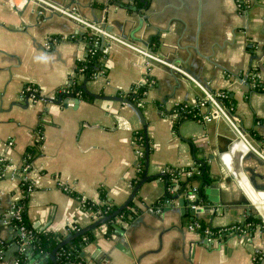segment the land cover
Returning <instances> with one entry per match:
<instances>
[{"label": "crops", "instance_id": "1", "mask_svg": "<svg viewBox=\"0 0 264 264\" xmlns=\"http://www.w3.org/2000/svg\"><path fill=\"white\" fill-rule=\"evenodd\" d=\"M54 1L75 6L107 31L210 81L213 89L230 92L239 128L261 152L239 145L234 157L224 161L223 151L239 135L223 117L184 119L174 127L177 119L170 113L176 103L194 104L202 91L182 72L156 60L146 66L138 51L111 41L108 75L87 80L90 91L126 96L147 75L153 79L141 105L153 176L136 194L142 198L139 204L162 197L167 166L192 165L195 156L209 158L214 181L207 200L195 210L189 203L181 205L179 195L159 211L145 207L130 222L119 217L112 227L97 226L96 239L84 248L86 258L100 264H264V222L253 203H264V90L256 88L257 80H264V0ZM23 4L0 0V157L5 154L20 166L27 148H36L28 221L39 230L67 233L71 225L95 221L84 199L99 202L105 196L121 205L129 197L137 174L133 138L144 125L127 103L69 91L78 59L87 50L82 26L32 0ZM28 85L43 98L31 99ZM0 188L1 210L22 195L11 171L0 173ZM252 213L261 222L219 244L187 226L192 214L221 227L245 223ZM15 237L12 226L0 225V242L6 243L2 257L17 256ZM26 264H34L33 259Z\"/></svg>", "mask_w": 264, "mask_h": 264}, {"label": "built area", "instance_id": "2", "mask_svg": "<svg viewBox=\"0 0 264 264\" xmlns=\"http://www.w3.org/2000/svg\"><path fill=\"white\" fill-rule=\"evenodd\" d=\"M14 5H22L23 3H26L27 0H12ZM35 2L37 5L41 6L42 9H50L55 12H59L61 14H64L74 20H76L81 26H82V34L84 31L90 29L96 37L93 39V42L95 45L100 47L101 51V65L98 68L97 71H95L92 75L91 79H98V78H106L108 75V69H107V64H106V58L107 54L110 52V42L111 41H117L121 44H124L136 51H138L144 59V63L146 66H150L152 61H159L162 62L169 67H172L176 69L179 72H182V74L191 82L193 83L196 87H198L202 91V95L199 96L198 101L195 102L194 104H189V103H176L174 109L170 114H172L173 118L176 120L179 118L184 111L188 112L190 109V106L194 107L195 109L197 108V116H195L193 119H198V120H210L212 118H226L232 126H234L238 130V135L239 137L244 140L245 143H242V145H249L250 148L254 149L256 152L260 153L259 150L251 141L249 138L243 133V131L239 128L233 112L232 108L228 107L226 103L224 102V97L227 95V90L222 89V88H217L213 89L211 87L210 81H202L187 71H185L182 67H180L178 64L169 61L167 59H164L163 57H160L156 55L154 52L151 50L141 47L135 44H132L125 39H122L121 37L107 31L104 27L100 25V23L96 21H92L89 19H86L85 17H82L78 11L76 10L75 6L72 7H66L63 6L54 0H32ZM19 2V3H18ZM24 5V4H23ZM22 5V6H23ZM83 41L86 44L87 48V43H91L92 40H87V38H83ZM89 51H94L92 48H87L86 53L78 59V64H77V75L76 77L78 79L84 78V67L85 66H80L79 63L84 59V57L87 55ZM77 79V80H78ZM153 82V79L150 76H146L144 79L136 82L135 84H145L150 86L151 83ZM71 88L69 89V91ZM148 90H145V97L148 94ZM26 92H28V96L37 101L39 98H43V96H40L37 92V87L33 85H28L26 87ZM145 97H143L140 102L139 106L143 105L145 103ZM71 104H74L73 101L70 102ZM187 113L183 115V117L186 116ZM196 115V114H195ZM134 142V147H135V152H136V158H137V171L140 170L141 168V160L146 158V152H145V146L143 143H140L139 141L136 140L135 136L133 138ZM13 141L9 140L7 141V145H12ZM0 163L2 164V169H0V173H4L6 171H11L12 175L18 178L19 184H20V191L22 192V195L20 198L14 199L9 207L5 210L0 209V225H9L12 226L16 230V237H15V243L18 246V252L17 256L13 257L12 259H8L7 257H2V252L4 251V247H0V264H22V260L25 259L28 261V259H33L34 264H45L46 257L43 255L42 257H35L34 256V251H35V229L32 225H30L28 222H26L25 219V211H26V203L24 201V198L26 195H30V193L35 189L36 186V180L32 174V169L33 166L31 164V161H27L25 158L23 159L22 163L20 166L16 165L13 163L9 157L5 154L1 155L0 157ZM194 169L197 168L194 164L191 165ZM181 173L182 175L179 176L178 174L174 173L173 176L171 177V181L173 183V186H171V190L174 192L178 191L180 188V179L182 177H185L186 175H190L191 171L185 170V166H181ZM171 168L170 166H167L164 170L170 171ZM243 177V176H241ZM132 181V187L133 185ZM64 189L67 191H71L72 189L66 185L64 186ZM196 186L191 189V191H183L179 195H185L190 201H195L198 200V203L191 202L189 203L190 207L192 209H196L197 207L200 206V197L199 194L197 193ZM2 195V190L0 188V199ZM262 196V195H261ZM264 196V195H263ZM262 196V197H263ZM88 199L83 200V205L86 207ZM102 201V200H100ZM99 201V202H100ZM172 201V200H167V202ZM166 202V203H167ZM257 214L263 219L264 222V203L261 200L260 205L256 204L253 201ZM162 207H157L154 208L152 207L153 210L159 211L161 210ZM101 218L98 214L95 215V220ZM252 222H237V223H232L230 225L226 226H221V227H213L210 224H207L206 222L202 221L199 217L195 216V214H192L191 220L188 221V228L193 229L197 231L201 236H203L209 243L212 245L215 243H221V240H223L227 235L231 234H246L250 230V225H252ZM78 226L71 225L69 226L70 228H75ZM19 253H25L27 257H19ZM30 255L34 257H29ZM91 264H93L92 261L88 260ZM68 264H75L74 262H69ZM79 264H82V262H79ZM100 264V263H99Z\"/></svg>", "mask_w": 264, "mask_h": 264}, {"label": "trees", "instance_id": "3", "mask_svg": "<svg viewBox=\"0 0 264 264\" xmlns=\"http://www.w3.org/2000/svg\"><path fill=\"white\" fill-rule=\"evenodd\" d=\"M146 0H144L145 3ZM141 3V1H140ZM81 36H84L83 38H87V40H92L91 43H87V48H92L94 51H89L87 55L84 57V59L79 63V65L85 66L84 67V78L83 80L87 79L90 80L92 78V75L95 71L98 70V68L101 65V51L100 47L95 45L93 42V39L96 37V35L90 30L84 31ZM78 76V75H77ZM77 77L74 80V83L70 85L71 91L78 97L83 98H93V96L89 95L84 88L82 87V82L77 81ZM150 86L145 84H133L131 87V90L126 94L127 97H129L132 101H134L136 104L139 105L140 100L145 97V90L149 89ZM256 88L263 89L264 90V80L259 79L257 80ZM224 102L226 105L230 108H232V111H234L236 102L235 98L231 96L230 92L227 91V95L224 97ZM191 111L183 112L182 115L177 118V120L174 122V127H178L179 122H181L184 119H191L197 116V108L190 106ZM187 113V117H183V115ZM196 114V115H195ZM135 138L140 143H143L145 146V152L150 153L152 150V147L150 145V139L148 135L146 134V131L144 129H140L138 131H135ZM193 151L196 154V147L193 145ZM37 150L35 147H28L26 150V154L24 158L27 161H32L33 157L35 156ZM195 166L197 168H193L191 165L185 166V170L191 171L190 175H186L185 177H182L180 179V188L178 191L174 192L171 190V186H173V183L171 181V177L174 173L178 174L179 176L182 175L181 167L176 166H170L171 170L166 171L162 176L165 181V192L162 195L161 198L156 200L152 204L143 203V205L139 204V200H142L140 195H136L132 201L121 210V212L115 216H113L110 220H108L106 223L112 227L114 223L116 222L117 218L121 217L125 221L130 222L135 216H137L139 213L144 211L145 207H163L167 200H176L179 197V194L183 191H190L193 187L196 186L197 193L199 194V197L201 200H207V194L206 190L207 187L214 181V176L211 172V163L208 157H197L195 156ZM146 171V158L141 160V168L139 171H137L136 177L134 179V187L139 183V181L142 179ZM29 195H26L24 198V201L26 203L27 208V201H28ZM86 209H88L92 215L98 214L100 217H104L107 215H110L113 213L119 205L114 204L113 202L109 201L105 196H102V201L95 202L93 200H87ZM145 204V205H144ZM189 213V212H188ZM25 219L26 222H28L30 225H32L27 218V210L25 211ZM247 222L257 223L261 222V219L254 215V213L250 214L248 216ZM191 220V218L189 219ZM188 220V221H189ZM81 226L70 228L67 233H60L55 232L52 230H46V229H35V251L34 256L35 257H42L45 255L46 260L45 264H68L69 262H74L75 264H79V262H82V264H91L88 259L86 258V255L84 254V248L91 242H93L96 239V233L95 228L87 230L86 232L79 234L73 238H71L68 242H66L64 245L59 247L55 252V259L51 258V253L54 251V249L57 247V245L60 244L63 239H65L68 235H71L81 229ZM4 244L3 242H0V247H2ZM5 246V245H4ZM19 257H27L25 253H19ZM22 264H26V260H22ZM93 264H99L98 262H93Z\"/></svg>", "mask_w": 264, "mask_h": 264}, {"label": "water", "instance_id": "4", "mask_svg": "<svg viewBox=\"0 0 264 264\" xmlns=\"http://www.w3.org/2000/svg\"><path fill=\"white\" fill-rule=\"evenodd\" d=\"M86 82H87V79H85V82L83 83L82 87L84 88V90L89 95L94 96V97H97V98H102V99L119 100V101H122L124 103L129 104L138 113V115L140 116L141 122L143 123L144 129L146 131V134H148V124L146 122V117H145L144 111H143V109H142L141 106H139L138 104H136L134 101H132L129 97H127L125 95H121V94H100V93L92 92V91H90L88 89ZM76 100L79 101L78 98ZM242 143H243V140L239 136H236L234 139H232L231 144L229 145L228 149L223 151L222 157H223L224 161H226L227 159L233 158L234 155L237 152V147L239 145H242ZM248 152L249 151H247L245 153V155ZM245 155H244V158H245ZM149 162H150V153L147 152V154H146V171H145L144 176L139 181V183L133 188V190H132L131 194L129 195V197L121 205H119V207L113 213H111L110 215L101 217V218L93 221L92 223H90V224L82 227L81 229H79L75 233H73L71 235H68L65 239H63V241L60 242L59 245H57V247L51 253V258L52 259H55V252H56V250L59 247H61L62 245H64L66 242H68L71 238H73V237H75V236H77L79 234H82V233L86 232L87 230L94 229L97 226H99V225H101L103 223H106L113 216L119 214L121 212V210L124 209L132 201V199L136 196V194L140 190V188L143 185V183L146 182L148 179H150L153 176L152 174H149ZM246 170H253V168L252 167H246ZM184 196L185 197H182V196L179 197L180 198L179 200H180L181 205H184V203H191V202L198 203V200L190 201L187 198L186 194ZM17 248H18V246H17Z\"/></svg>", "mask_w": 264, "mask_h": 264}]
</instances>
